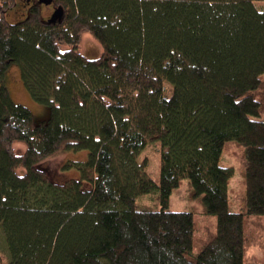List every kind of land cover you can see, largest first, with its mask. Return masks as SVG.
<instances>
[{"label": "trees", "instance_id": "obj_1", "mask_svg": "<svg viewBox=\"0 0 264 264\" xmlns=\"http://www.w3.org/2000/svg\"><path fill=\"white\" fill-rule=\"evenodd\" d=\"M14 3L0 0L9 264H264L245 259L246 216L264 215V0H53L55 20L37 0L10 22ZM84 32L101 47L95 57L81 49ZM12 64L47 119L12 99ZM156 141L158 181L139 158ZM229 141L243 148V211L230 208ZM67 150L88 155L66 163L77 176L51 179L40 164ZM185 178L216 216L198 252L194 212L169 207ZM148 193L160 207L138 202Z\"/></svg>", "mask_w": 264, "mask_h": 264}, {"label": "rangeland", "instance_id": "obj_2", "mask_svg": "<svg viewBox=\"0 0 264 264\" xmlns=\"http://www.w3.org/2000/svg\"><path fill=\"white\" fill-rule=\"evenodd\" d=\"M53 4H41L43 18H49L53 12ZM29 12V4L24 0H15L13 7L6 11V18L10 22L22 20ZM82 51L90 57L97 56L101 47L94 37L89 32H84L81 44ZM3 84L7 87L12 99L15 102L27 106L34 114L37 120H44L49 117L50 107L41 104L33 99L28 88L23 82L21 69L18 64H12L3 78ZM261 117L264 119V108ZM230 145L226 148L222 155L221 162L226 166L234 168V175L229 182V200L230 208L233 211H243L244 206V175L242 154L243 148L237 145L236 141H229ZM16 149L23 151L25 145L23 143H16ZM160 149L159 141L150 142L148 146L142 151L139 156L140 159L147 157L149 164L147 172L156 180L160 176ZM87 150H67L63 151L40 164V167L48 174V176L57 181L66 180L72 176H77V170L67 169L66 163L69 160H84L87 158ZM77 171V172H76ZM156 193H148L141 195L138 202L143 200L146 203H153L151 205L160 207L154 196ZM169 207L172 210H187L194 212V252H198L204 242L212 237L216 231V216L205 211V204L201 195L193 192L190 180L183 179L179 186L176 187L170 197ZM246 251L245 259L248 262L264 261V215L246 216ZM0 251L3 253L5 260L3 264H9L10 252L8 250L6 236L3 229L0 227Z\"/></svg>", "mask_w": 264, "mask_h": 264}, {"label": "water", "instance_id": "obj_3", "mask_svg": "<svg viewBox=\"0 0 264 264\" xmlns=\"http://www.w3.org/2000/svg\"><path fill=\"white\" fill-rule=\"evenodd\" d=\"M39 3L52 4L53 0H38ZM63 16V8L61 6H55L54 11L52 13L51 19H61Z\"/></svg>", "mask_w": 264, "mask_h": 264}, {"label": "flooded vegetation", "instance_id": "obj_4", "mask_svg": "<svg viewBox=\"0 0 264 264\" xmlns=\"http://www.w3.org/2000/svg\"><path fill=\"white\" fill-rule=\"evenodd\" d=\"M24 1L30 4V3L36 2L37 0H24Z\"/></svg>", "mask_w": 264, "mask_h": 264}]
</instances>
